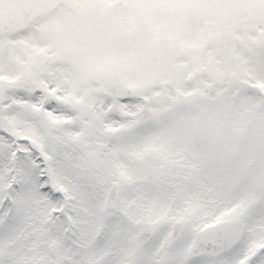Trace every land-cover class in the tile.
I'll use <instances>...</instances> for the list:
<instances>
[{
    "label": "snow or ice",
    "instance_id": "snow-or-ice-1",
    "mask_svg": "<svg viewBox=\"0 0 264 264\" xmlns=\"http://www.w3.org/2000/svg\"><path fill=\"white\" fill-rule=\"evenodd\" d=\"M0 0V264H264V175L217 182L127 94L69 82Z\"/></svg>",
    "mask_w": 264,
    "mask_h": 264
},
{
    "label": "rangeland",
    "instance_id": "rangeland-1",
    "mask_svg": "<svg viewBox=\"0 0 264 264\" xmlns=\"http://www.w3.org/2000/svg\"><path fill=\"white\" fill-rule=\"evenodd\" d=\"M111 1L63 0V10L71 8L75 14L64 11L40 24V33L50 43L66 79L81 88L99 92L98 86L84 78L90 62L117 48L136 45L146 58L138 65L122 64L123 80L135 89L138 96L135 99L153 85L162 87L149 97L153 100L147 112L150 121V109L159 111V102L165 107L171 103L169 109L174 106L177 90L185 94L204 92L211 102L221 105L214 115L200 120L180 113L172 122L174 135L162 130L158 137L221 184L251 181L264 175V94L259 97L254 93L235 104L227 94L219 102V90H215L216 85L222 87L232 80L237 67L242 75H247L246 63L249 55H253L251 50L264 41L260 39L264 37V0H213L209 4H194L192 9L188 5L126 0L132 3L131 9L126 14H109L105 21ZM185 17L203 24L205 29L200 28L203 30L200 34L187 38V34L181 33V30L188 31L189 23L183 27L181 24ZM78 24L82 26L80 29ZM180 33L181 43L177 40L178 48L174 52L181 54V63L171 59L168 76L146 75L142 68L147 65V58L161 47L170 53L175 35ZM215 33L221 35V41L213 48L209 39ZM133 80L134 85L129 84ZM172 82L179 89L167 85ZM237 87L236 82L231 85L232 90L237 91ZM254 122L259 125L252 127ZM246 128L250 129L248 133ZM203 150L205 154H200ZM200 157L205 159L201 162Z\"/></svg>",
    "mask_w": 264,
    "mask_h": 264
},
{
    "label": "water",
    "instance_id": "water-1",
    "mask_svg": "<svg viewBox=\"0 0 264 264\" xmlns=\"http://www.w3.org/2000/svg\"><path fill=\"white\" fill-rule=\"evenodd\" d=\"M59 0H15V8L17 11L27 20L31 25L39 18L50 10H52ZM123 2L118 0L111 3L110 7L115 9L118 7H123ZM193 4H190L192 7ZM219 41V35L215 34L212 36L211 42L213 45L217 44ZM93 64V63H92ZM91 64V65H92ZM91 65L89 67V72L86 75L90 81L99 84L101 86V93L105 94H127L131 95L133 90L127 88L122 81V70L121 66L117 62H109V64L99 71L91 70ZM203 94L193 93L187 96L179 94V99L182 102H193L197 99L203 98Z\"/></svg>",
    "mask_w": 264,
    "mask_h": 264
},
{
    "label": "clouds",
    "instance_id": "clouds-1",
    "mask_svg": "<svg viewBox=\"0 0 264 264\" xmlns=\"http://www.w3.org/2000/svg\"><path fill=\"white\" fill-rule=\"evenodd\" d=\"M148 3L163 2L168 4H209L213 0H146ZM82 26L77 25L80 29ZM145 53L140 50L136 45L130 48H117L115 51L110 52L98 60H95L91 65V70L99 71L105 68L109 62L115 61L119 64H139V62L145 59ZM171 68V54L166 52L162 47L157 50L154 56L147 58V65L142 68V71L148 76L159 73L163 74L169 71Z\"/></svg>",
    "mask_w": 264,
    "mask_h": 264
},
{
    "label": "trees",
    "instance_id": "trees-1",
    "mask_svg": "<svg viewBox=\"0 0 264 264\" xmlns=\"http://www.w3.org/2000/svg\"><path fill=\"white\" fill-rule=\"evenodd\" d=\"M194 31V30H193ZM194 33V32H193ZM189 38V37H187ZM253 55H250V63L248 64V72L246 77L243 80V84L238 86V89H243L244 95H253V91L247 90L248 84L253 83L256 81L257 88L261 90V86H264V42L260 45L258 44L253 50ZM246 83V88H245ZM264 93V88L262 89ZM227 94L228 97L231 96L230 92V86L226 85L219 89L218 93V99L219 102H222L223 96ZM219 104L213 103L209 100L206 102H200L198 103V107L194 109L188 110V112H185L186 115L193 116L200 120L202 117H208L209 115H214L218 110ZM215 110V111H214ZM159 118V117H158ZM155 120H157V117H155ZM158 122L162 124H157L153 126V132L154 135L158 136L160 131H165L167 134H171V127L170 124L168 125V120L166 118L159 120ZM253 127V126H252ZM250 131L249 128L246 129V132L248 133ZM203 143V142H201ZM200 154H205V150L199 151ZM204 157H200V161L202 162Z\"/></svg>",
    "mask_w": 264,
    "mask_h": 264
}]
</instances>
